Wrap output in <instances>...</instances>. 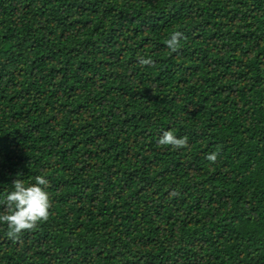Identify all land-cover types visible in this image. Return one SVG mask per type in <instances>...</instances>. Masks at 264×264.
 Here are the masks:
<instances>
[{
    "label": "trees",
    "instance_id": "1",
    "mask_svg": "<svg viewBox=\"0 0 264 264\" xmlns=\"http://www.w3.org/2000/svg\"><path fill=\"white\" fill-rule=\"evenodd\" d=\"M37 175L0 264H264V0H0V214Z\"/></svg>",
    "mask_w": 264,
    "mask_h": 264
},
{
    "label": "clouds",
    "instance_id": "2",
    "mask_svg": "<svg viewBox=\"0 0 264 264\" xmlns=\"http://www.w3.org/2000/svg\"><path fill=\"white\" fill-rule=\"evenodd\" d=\"M186 39L181 31H173L165 40L166 47L175 53L181 47V41ZM141 66L154 67L151 57H138ZM158 146H170L172 149L188 148V137H178L171 130H165L157 140ZM219 153L214 151L206 154V159L215 163ZM34 183L25 184L21 179L13 181V190L5 194L4 212L0 214V223L7 224V237L14 243H22L24 232L34 231L41 222H47L52 208V200L48 189L50 182L45 176L37 175ZM172 191L170 196H177Z\"/></svg>",
    "mask_w": 264,
    "mask_h": 264
}]
</instances>
